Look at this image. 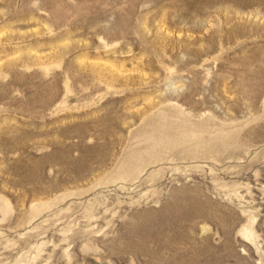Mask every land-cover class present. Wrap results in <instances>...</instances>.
<instances>
[{
  "label": "rangeland",
  "instance_id": "rangeland-1",
  "mask_svg": "<svg viewBox=\"0 0 264 264\" xmlns=\"http://www.w3.org/2000/svg\"><path fill=\"white\" fill-rule=\"evenodd\" d=\"M0 264H264V0H0Z\"/></svg>",
  "mask_w": 264,
  "mask_h": 264
},
{
  "label": "bare ground",
  "instance_id": "bare-ground-1",
  "mask_svg": "<svg viewBox=\"0 0 264 264\" xmlns=\"http://www.w3.org/2000/svg\"><path fill=\"white\" fill-rule=\"evenodd\" d=\"M152 124V123H151ZM168 131V130H167ZM165 132V131H164ZM166 134V133H165ZM168 136V135H167ZM166 137V136H165ZM165 139V138H164ZM167 141H164L163 143H166ZM127 172V171H126ZM248 233H249V231H248Z\"/></svg>",
  "mask_w": 264,
  "mask_h": 264
}]
</instances>
